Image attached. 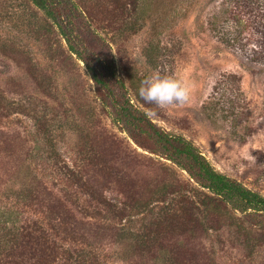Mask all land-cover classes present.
Listing matches in <instances>:
<instances>
[{
  "label": "rangeland",
  "instance_id": "rangeland-1",
  "mask_svg": "<svg viewBox=\"0 0 264 264\" xmlns=\"http://www.w3.org/2000/svg\"><path fill=\"white\" fill-rule=\"evenodd\" d=\"M74 1L88 13L76 9L63 24L109 84L110 99L97 95L87 64L30 0H0V261L27 264L11 240L35 223L52 241L96 253L101 264H150L138 246L150 209L199 202L200 191L161 150L133 141L118 104L130 98L168 133L191 140L217 171L264 195V0L255 21L229 0ZM91 144L111 181L84 169L91 153L81 148ZM78 170L103 201L75 182ZM122 191L133 197L132 210H149L120 220ZM232 215L181 241L205 263L264 264V227ZM63 219L83 242L62 237ZM161 260L151 264H169Z\"/></svg>",
  "mask_w": 264,
  "mask_h": 264
},
{
  "label": "trees",
  "instance_id": "trees-1",
  "mask_svg": "<svg viewBox=\"0 0 264 264\" xmlns=\"http://www.w3.org/2000/svg\"><path fill=\"white\" fill-rule=\"evenodd\" d=\"M30 2L59 28L61 34L68 40L70 50L87 64L88 71L96 83L97 95L103 96V99L106 97V99H110L113 92L109 84L102 77L101 72L94 65H91L88 58L84 56V52L78 50L74 39H70L69 37L70 32H68L63 24L65 18L71 20L73 16L72 11H76V9H81L82 12H85V15L88 12L86 13L81 5L74 0H30ZM230 2L237 3L238 11L247 12L251 21H255L260 16L259 11L263 8V2L260 0H229ZM88 17L89 20L90 18L92 20L91 24H94L95 20L92 19L90 14H88ZM237 19L242 21L244 18L239 16ZM247 28L245 27V30ZM257 29V25H252V31L254 30L255 32ZM110 71L113 76L116 74V71L111 70V68ZM117 80L125 87L124 81L121 78ZM143 92L148 94L146 89ZM138 95L139 101L143 100L146 102L144 96L140 93ZM116 104L118 103L116 102ZM118 112L120 114L118 121L125 125L122 127L130 134L137 145L152 153H158L161 150L163 158L174 162L188 172L190 178L199 186L198 189L200 191V193L197 191L196 194L200 197L199 202H189L188 199L181 198L183 202H187L182 206L172 207V204H159L157 212H155L154 207L150 209V212L154 214L147 222H143L147 226V233L142 236V241L138 243V246L144 250L141 254L145 259L150 260L151 263H155L156 258L162 259L161 261L164 262V258L167 257L169 264H210L202 262L203 260L200 257L198 259V256L189 251L181 240L190 238L187 236L197 233L200 228L205 229L209 225L215 227L216 223H220V217L226 218L228 213L231 220L233 219V212H240L249 221H253L260 227H264V195L248 188L241 181L217 171L191 140L181 134L172 135L168 133L158 126L145 111L140 110L136 105L131 103L130 98L126 97L121 105L118 104ZM94 145L91 144L89 149L85 150L81 148L82 155H84V152L91 153L84 169L86 170L90 166L93 168V174L99 173L102 175V182H109L113 179L112 170L106 164V159L100 157L99 150L96 151L97 147ZM73 176H75V182L79 186L85 185L87 192L93 198L99 201L104 200L101 193L87 183L84 184L82 182L84 179L83 177H79L81 176L79 170ZM115 179L116 181L119 180L114 176ZM101 187L102 185H100ZM179 190L181 189L174 188L172 193ZM122 192L124 195L127 194L128 199L126 200V206L121 209L120 220L123 221L127 217L134 216L135 213H140L142 210L141 206L145 207L143 211L149 210V204H135L136 209L132 210L133 207L128 206V204L130 201H133V197L128 195V192ZM31 197L33 202L37 203L36 205H43L35 193ZM160 200L166 201V196H162ZM196 213L201 215V219L196 217ZM63 221L66 225L61 226L58 232L63 233L62 237L65 240H70L74 243L85 240V236L80 234L79 237L76 235V230L70 226L69 222L64 219ZM233 224L237 228V222ZM72 225L75 227V224ZM37 227L34 223L26 225L23 229H17L13 234V237H16V239L11 240L16 243L17 254L26 256V259L23 257L21 259L26 261L27 264H101L96 253H92L90 250L77 249L73 246V243L64 245L56 240L52 241L48 237V233L46 235L45 231ZM125 231L126 229L122 228L121 235H124ZM177 235H183L184 239L177 238ZM120 239L122 241L123 238L120 237ZM117 241L120 242L119 239ZM0 253H6L3 247L0 249ZM124 258H127L126 255ZM0 262L2 264H19L14 257L4 258Z\"/></svg>",
  "mask_w": 264,
  "mask_h": 264
}]
</instances>
